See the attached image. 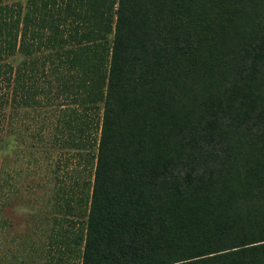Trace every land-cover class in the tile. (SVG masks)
Listing matches in <instances>:
<instances>
[{"label":"trees","instance_id":"obj_1","mask_svg":"<svg viewBox=\"0 0 264 264\" xmlns=\"http://www.w3.org/2000/svg\"><path fill=\"white\" fill-rule=\"evenodd\" d=\"M9 11L28 99L62 69L78 131L92 124L79 264H264V0Z\"/></svg>","mask_w":264,"mask_h":264},{"label":"rangeland","instance_id":"obj_2","mask_svg":"<svg viewBox=\"0 0 264 264\" xmlns=\"http://www.w3.org/2000/svg\"><path fill=\"white\" fill-rule=\"evenodd\" d=\"M24 2L0 0L1 33ZM8 38L0 35V264H79L71 240L84 221L76 200L91 181L92 124L78 131L85 111L60 88L70 83L62 69L28 99L29 60Z\"/></svg>","mask_w":264,"mask_h":264}]
</instances>
